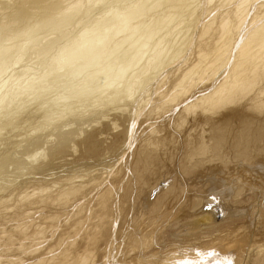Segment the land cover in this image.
<instances>
[{"label": "bare ground", "instance_id": "1", "mask_svg": "<svg viewBox=\"0 0 264 264\" xmlns=\"http://www.w3.org/2000/svg\"><path fill=\"white\" fill-rule=\"evenodd\" d=\"M89 1L91 0H65V2L63 0H18L16 1L19 2V6H17L19 7L17 8L19 10L16 9L18 13L15 14V12V15L13 16H10L11 14L8 15L10 17H13V20L10 23H7L8 20L6 22H3L4 16L6 17L7 15L3 16V20L0 21L3 22L2 24L6 23L4 26L5 30L7 31V35H11V33H13V39L17 38L19 34H22L24 30H27L29 32L32 27V30L29 33H26L27 31L25 32L28 37L25 38L28 40L30 39L31 43L29 44L32 45L30 46L28 44V47L25 43L27 47L25 48L23 44L22 48L19 47L20 50L18 49L19 53L17 55L16 51L11 50L14 47L13 45L12 47L9 45V43L7 44L11 47L10 49L9 47L3 45V42L5 40L6 42L8 41L7 39L2 42V45L0 43L1 47L4 46L13 51L14 56L16 52V56L14 59L12 57L13 55L10 54L12 57L11 61L14 60V62H11L9 60L11 63L19 64V66L23 63L22 69L20 67V69L17 68L16 70L13 68L14 66L11 67L15 70L14 74H12L13 77H11L10 79L7 78L4 80H0V82L2 81L0 84V90H2V93L0 92V110H3L4 107L7 106L11 96L15 92H19L18 94H21V92H23L24 94V92L31 91L32 89L35 90V87L37 86L38 88L40 84L43 85L45 82L47 83L48 77H52L51 74L59 71L58 69H64L61 67L69 64L76 58V56H78L77 58H79V55L93 46L96 40L97 44L99 41V43L101 42V44L99 45H104L106 43L108 44L111 39L116 37V32H118L119 35L121 33L130 34L131 31H133L132 29L134 25L136 24H128V21L131 20V22H135L138 20V22H141L142 20L139 21V17L143 16V14L141 15V13H146L145 11H143L145 9L144 7L149 5L147 4L148 0H131L133 2H131V4L129 5L124 1L123 3L128 6H125V8H123V6V9L120 8L119 10H117L118 12L111 14L106 12L102 17L99 15L100 13H98L99 17L95 15L96 18H90V15L94 14L95 12L91 14L89 13L90 6L87 4V2L89 3ZM160 1L159 3H161ZM176 1L177 3H180L182 0ZM10 2L9 0H0V9L3 8V5L7 3L9 4ZM100 2L101 1H99V3ZM154 2L153 5L155 4ZM194 2L197 3V0ZM148 3L151 2L149 1ZM171 3H173V1ZM182 3L184 4V2ZM186 3L188 2H185V5H187ZM199 3L201 4L198 5L201 6V16L199 17L197 16L198 14L195 15L194 13V15L197 16L196 24H194L195 31L192 32V28L190 29L189 27L185 28H189L192 34L189 29H187L186 31L184 30L185 32H190V36L186 37V42L184 41V51H181V54L179 52L178 55L176 52V50L178 51V49L171 48L174 50L176 49L175 51L171 52H175L177 55H172L171 53V55L174 56L172 59H169L171 57L168 58L166 56L167 59H169L167 62L164 61L165 59L163 58L165 55H161L162 59H164V65H161V68H159V66H156L159 64L160 59H157L158 64H156L157 60L154 61L156 62L154 64H152L153 60L152 62H149V65L151 63L153 67L155 65L159 68L156 72V67L153 68L155 70H151L152 68L148 69V67L145 66L149 65L145 64L144 68H147L148 70H150V72L152 71V73L154 71L155 73L154 75H152L153 77L150 76V82L147 81L148 83L144 86L142 84L144 82L142 81L143 79L141 76L145 78V81L147 80L146 77H144V75L142 74L140 76L142 80L139 81L138 79L140 78L137 79L135 77V74L134 79L138 80L139 83L142 82L141 84L143 85V88L139 93L137 92V96L134 95L135 97L132 95V92L130 90H127L128 92H131L132 97L128 92L127 93L133 99L131 100L130 97H128V99H130L129 101L126 96L125 99L126 101L128 100L129 103H126L125 101L124 103H126V105H124V107L121 106L116 111L112 108L113 110L111 112V116L108 117L107 114H104V110L101 111V113H103L104 115H100L97 112H82L78 108V110L82 113L79 112L80 114L74 115V111L72 109L73 116H71V118H68L66 112L69 113L67 110H71L70 107L64 113L65 118L64 116H60L59 114H55V117H53L50 116L51 108L48 107L49 103L47 102L48 104L46 107L50 109L49 117L46 119L45 117H42L44 118V121L40 119L42 121L37 125L35 124L36 126L34 127L35 130H43L45 133L44 137L38 140L36 144L37 148L34 149L35 151L33 152H26L23 156H17L18 154H15L14 156L12 155L13 161L18 163H26L27 161H30L34 164V162L39 158L41 160L38 163V166H30L33 167V174H30L31 176L26 177L22 182H18L17 177L20 173H22V170H28V166L26 167L24 165H18L17 172L12 176H9L10 178L12 177L13 180L7 185L3 184L4 187H0V264H264V230H261V227L260 231L258 230L254 233L251 232L248 226L243 225L245 224V222L238 214H235L231 217L230 215H228V213L227 215L229 217L226 215L225 218L223 217L224 219L221 220L222 218L218 216L219 210L217 211V207H220L222 205L221 203H217L216 208H206V206H208V203L210 204L212 201L208 200L209 196H211L212 194L214 195V193H209L212 188H215L216 185L222 184L224 183V180H227L230 175H228V173L226 172L232 171L234 172V174H236L235 168H237V164L235 163L238 160V157L241 156L243 158L242 155H245L244 157L247 158L248 153L243 152H247L249 149H254L253 147H251L253 145L257 144L256 147L258 146V149H260L259 144L261 140V134L263 135L262 138H264V0H199ZM162 4L163 3H161V6ZM190 4H188V7ZM38 5H43L45 10H41L45 14L44 16H42L41 14L43 19L39 15L40 19L42 20L40 23V19L39 21L35 20L34 22H37V24L34 26L35 23L31 21V18L34 16V10ZM98 6L99 5L97 3V7ZM172 6L174 7V5ZM172 6L169 7L173 9ZM154 7L157 6L154 5ZM164 7H168V5ZM176 7L178 10L179 7ZM5 8L8 9L7 6ZM189 8L191 9L193 8V6L190 5ZM199 8L200 7H198L197 9ZM156 9L153 10L155 11ZM162 9L167 8L162 7ZM169 9L170 8H168L167 10ZM171 9L169 11H171ZM9 10L10 9H8L7 11ZM96 10H94L93 8V11ZM148 10L151 9L147 8V11ZM173 10H176V8L174 7ZM160 11L162 13V10ZM185 11H187V8ZM1 12L2 11H0V15ZM179 12L177 15L182 13ZM2 13H5V11H3ZM157 13L153 14L162 16L161 13ZM165 13H163V15ZM150 14H148V17L151 18L149 20H152V22L154 23V19H152ZM170 14L171 13H169V15ZM185 14L186 13H184V15ZM155 15L153 16L154 18ZM175 16H173V18ZM188 16H190V13ZM164 17H166V15ZM190 17L188 20H190L191 22L194 20V18H191L193 19L191 20ZM132 18L138 19H134L135 21H132ZM173 18L170 17V19L172 20ZM147 19L148 18L146 17L145 20ZM156 19H158V17L155 18V20ZM115 20L116 22H114ZM161 20L162 19H160V21ZM162 21L161 23L159 21H155V23L157 26L163 24V28L161 26L160 28L164 29L165 22L162 23ZM112 22L114 24H111ZM174 22L176 21L174 20ZM178 22L182 23V21ZM31 23H33V25H31ZM101 24L107 28L109 25L113 26L112 33H108L109 37H104L105 40L102 39V41L99 40L101 39V36L99 37L96 34V30H98L97 27H100ZM138 24L139 23H137V25ZM143 24L144 23L142 22V25ZM166 24L168 25V22H166L165 25ZM191 24L193 23L191 22ZM139 25H141V23ZM149 25H152L151 22ZM149 25L146 24V26L144 27H147ZM173 25L174 23L172 24V26ZM177 25L181 26L180 23ZM76 26H78V29L73 30V27ZM1 27L2 26H0V29ZM102 27L103 26H101V28ZM177 27L180 30L181 27ZM139 28L140 27L137 28L136 26L137 30ZM168 29L169 28H167V30ZM174 29L177 30L176 28ZM152 30H155V28H153ZM165 30H162L161 33L163 34ZM149 31L144 32L148 33L146 35L153 37L154 33L150 35ZM0 32L2 33V30ZM100 32H102V30ZM179 32L180 31H178L177 33ZM156 33L158 35L159 31L155 32V34ZM168 33L170 32H167V36H169ZM174 33H176V31H174ZM181 33L182 32H180V34ZM28 34L30 36H28ZM180 34L177 35L181 37ZM2 35L4 37V34ZM124 36H126V38H122V40H128L131 38V36L132 39L134 38L133 35H128V38L127 35ZM183 36L182 40L178 37L181 42L183 41ZM143 37L148 38L149 40L150 38H152L144 35ZM159 37L160 39H164L165 36ZM21 38L23 37L19 38L20 41ZM94 38L97 39L95 40ZM137 39L141 40L140 37H137ZM154 39L156 40L157 38ZM166 39L170 40L168 37ZM172 39L173 37L171 38V41H174ZM16 40H18V38L13 41L15 42ZM158 40L159 39L156 40L157 43H159ZM111 41L110 44L113 45ZM113 41L115 40L113 39ZM116 41H119V38H117ZM146 41L148 40L146 39ZM121 42L119 41L117 43ZM124 42L127 44V42L129 43V40L127 42ZM135 42L137 41H132V43L136 44ZM152 42L155 43V41ZM164 42H167V40H164L163 43ZM181 42H179V44ZM10 43L12 42L10 41ZM114 43L116 44V42ZM167 43L166 46L168 47L169 45H167ZM175 43L177 44L178 42ZM139 44H141V42ZM149 44L153 45V43H148V46ZM17 45L20 46L19 42ZM111 45L110 47H112L113 49V47L115 46ZM117 45L116 47H118ZM121 45L124 44L121 43ZM132 45L133 44H130L129 48H131ZM105 46L106 45H104V47ZM136 46V48L139 50V45L137 44ZM153 46L150 45L149 47ZM158 46H160V44H158ZM161 46L166 47L162 44ZM182 46L177 47L179 48ZM110 47H108L107 45L108 49ZM124 47L122 48L123 51L129 49H124ZM167 47L163 49L164 54ZM2 48H0V50ZM96 48L97 45L95 49ZM155 48L156 46H154L152 49ZM105 49L103 50V52H107L109 54L111 48L109 49L110 51L108 49ZM118 49H116V51ZM168 49L170 51V48ZM138 50H136V52ZM3 51L1 52L3 53ZM11 51L9 52L11 53ZM116 51L114 52L116 53ZM134 51L131 53L133 54ZM152 51L155 52L154 50ZM9 52L5 53L4 56L7 54L8 57ZM142 52L146 53L145 50L141 51V53ZM149 52L148 54H150ZM161 52L162 49L160 53ZM127 53L129 54L130 52L127 50ZM155 53L152 55H155ZM160 53L158 54V57H160ZM115 55H117V53ZM142 55L145 56V54H141V56ZM137 57H135L136 59L134 60H137ZM150 57L152 56L150 55ZM158 57L156 55V58ZM6 58L4 59L6 60ZM77 58L75 60H78ZM143 58L141 59L144 61ZM146 58L148 60V57ZM111 59H113V57H111ZM141 59L139 57V60L137 61H140ZM132 60L133 59H131V62ZM134 60L133 63L135 62ZM39 61L40 63H42V66L40 67L42 70L41 73H37L35 69L34 71L37 73V75L31 74L33 64L38 63ZM5 62L7 61H4V64H6ZM89 62L90 60L88 61V63ZM1 64L4 65L3 63ZM87 66L89 67V64H87L86 67ZM135 66L140 68L142 65L141 63H138V66ZM98 67L100 66L98 65ZM105 67L103 68V70L105 69ZM127 67L126 69L130 68ZM136 67L133 66V70L135 73H137L135 71ZM2 68L4 70L6 68L7 70L6 66L5 68L1 67V69ZM96 68L97 67H95V69ZM10 69L8 68V71ZM141 69L143 68L141 67ZM101 70L102 66L100 71L96 70V72L99 71L98 74H100V76L102 75ZM122 70L124 72L123 66ZM129 70L127 71V73L131 71ZM145 70L146 69H144V72H146ZM34 71L32 73H34ZM118 71L119 73L121 72V70H119V67ZM118 71H116L114 74L118 75ZM138 71L140 70L138 69ZM130 73L132 74L133 72ZM146 73L145 76L147 74L149 75V73ZM93 74H95V72ZM93 74L90 76H93ZM131 74L128 73V75ZM117 75L113 77L116 78ZM100 76L99 78L101 79ZM105 76H107L106 73ZM105 76L104 80L107 78H105ZM125 76H127V74L124 76L122 75L123 78ZM2 77L3 74L1 78ZM113 77L111 81L114 80ZM127 77L123 80L127 79ZM94 78L95 77H93V79ZM119 78L120 77H118V79ZM21 79L24 81H20ZM89 79H91V82L96 80H92V78ZM118 79L117 82L119 80L122 81V79ZM130 79L133 80L132 77ZM100 81L103 80H99V82ZM136 82L134 81L133 83L135 84ZM110 83L113 84V82ZM89 84L90 83H88V85ZM103 85L104 84H102V86ZM129 85L132 86L133 84ZM130 86L128 87V89H131ZM42 87H45V85ZM86 88V90H89L87 86ZM95 88L97 90L98 87L95 86ZM106 89H108V87ZM34 90H32L33 92H31L35 93ZM131 90H133V88ZM118 92L116 94H113H115L116 97L121 96L122 98V95L124 93H122L121 95V93L119 92L120 95H117L119 94ZM54 93L52 92V94ZM57 94L58 92L56 93V95ZM72 94L74 95V92ZM91 94L93 95L92 92ZM91 94L90 97L88 95L87 98H91ZM113 94L110 95V97L113 96ZM14 96L16 97V95ZM14 96H12V98H14ZM48 96L51 97V95ZM108 96L106 95L104 99H106V97ZM55 98L60 100L58 97ZM61 98L64 97L61 96ZM67 98L64 99L67 100ZM87 98L83 99L87 100ZM20 99H17V103ZM112 99H109L110 101H113L110 102V105L111 103L113 104L115 102ZM122 99H124V95ZM51 101L53 100L51 99ZM60 101L61 104L64 102L62 100ZM60 101L56 100V102L59 103ZM81 101H78V104H82L79 103ZM96 101L98 100H95L94 102ZM36 102L38 101L36 100ZM33 103L36 105L35 102ZM10 104L8 106H10ZM32 104L28 107H30L33 111V109L36 108L33 107L32 109ZM44 104L42 103V105ZM61 104L59 105L61 106ZM66 104L68 105V102ZM63 105H65V103ZM14 106L17 107L16 105ZM60 106L59 108L61 109ZM13 107L10 108L12 109ZM50 107H52L51 103ZM55 107L56 106H54V108ZM63 108L65 111L64 106L62 107V109ZM83 108L85 107L83 106L80 109L84 110ZM55 109H58V107H56ZM93 110H95V108ZM62 112L63 111H61L60 114ZM32 114L31 116L33 117ZM3 115L4 114H2L1 116ZM43 115L45 116V114ZM56 119H59V121H61L62 123L60 125L57 124L59 126L56 127L54 125V128L52 129H45L46 121H54ZM26 120L29 123L30 119L26 118ZM26 120L24 122L27 123ZM21 123L24 124L23 122ZM233 123L246 124L244 125L243 136L245 138L247 135L249 141H246L245 145L241 144L245 146L244 150L246 148L245 151H243L242 149L240 150L241 152L243 151V154H240V151L238 150L239 156L236 154L232 156L233 158L232 160H230L231 157H229V155L225 152L232 153L231 149L233 150L235 144H237L238 142L237 140L241 138V136L239 138L237 136L238 139L235 141L236 134L234 135L235 139L234 137H232L233 135L231 134L235 130V126L233 125ZM20 124L17 123L16 125L20 129H18L19 132L23 128H20ZM30 124L32 125V123ZM48 124H50V122ZM231 125H233V127L232 129H229ZM4 128L9 129V125L7 127H4V125L3 127L1 126V129ZM14 128L16 129V127ZM24 128H27V126ZM13 130L10 131L9 129V132H7V134L5 133V130V132L3 130L2 131L8 136L10 132L13 134ZM16 134L18 136L20 133L18 134L17 132ZM21 136H24V134ZM0 137L4 138L3 135ZM244 138L242 139V141L244 140ZM222 146L224 148L227 147V150L222 152L219 151V148H221ZM0 147L3 146L1 145ZM224 148L222 149L224 150ZM46 149H48L49 152L46 153ZM262 151L263 150L261 149V156ZM233 152L237 153V149H235V151L233 150ZM252 153L254 152H251L250 155H252ZM181 155L183 156V162L176 163V161L174 160H176ZM226 155H228V157ZM261 156H259V158ZM170 160L172 161V163H175L171 164ZM252 160V162H254L253 158ZM258 162L260 161L258 160ZM154 166H158L159 170L161 171L160 173L163 172L162 176L164 174V180H169L172 177L171 181L175 182L176 180H178V182L180 183L177 185L175 184V186L173 183V186L168 185L167 187H162L160 192H158L159 194L156 193L157 195L155 194V196L153 197L154 191L159 188L160 184L162 183V181H157L156 183L155 180V178H157V176H160V174H156L157 176L155 178L152 177L155 181V184H152L153 182H151L152 185L147 182L148 180L146 179L145 175L149 170H153ZM252 166L251 168H253ZM254 166L256 167V164ZM259 169L260 168H258V170ZM57 172L60 173L57 174ZM157 172L159 171H156L155 173ZM239 172L237 174H239ZM150 173H152V171ZM152 175L154 174L152 173ZM258 175L259 174H255V177ZM25 176L27 175H24V177ZM263 176L264 174L258 176L259 180H262ZM243 177L246 176L244 175ZM198 179L201 181L200 186H198L199 184L197 185V183L199 182H197ZM146 184H149L150 186H147ZM191 185H195L197 187V192H203L205 190L208 192H204L205 195L202 194L201 198L193 197L192 193L190 192ZM194 189L195 188L193 187V190ZM236 190L237 189H235V191ZM230 192H232V190H230ZM217 193L219 192H216V194ZM220 193L219 195H214V198L221 199L223 197L225 200L228 198V191L227 193ZM178 194L183 195L180 198L185 197L183 198V202H181L179 206L175 203V200L179 197ZM229 195L231 196V198H233L232 196L234 194ZM212 196L210 197V199L213 198ZM177 203L179 204L180 202ZM226 203H224V206H226ZM239 204L240 202L238 201V198L235 199L234 202H231V205L235 207L233 208V210H240L241 212L242 206L241 204ZM228 209H231L230 206L228 207ZM223 212L225 211H222V213ZM262 228L264 229V227ZM207 253H214L215 255H207Z\"/></svg>", "mask_w": 264, "mask_h": 264}, {"label": "rangeland", "instance_id": "2", "mask_svg": "<svg viewBox=\"0 0 264 264\" xmlns=\"http://www.w3.org/2000/svg\"><path fill=\"white\" fill-rule=\"evenodd\" d=\"M11 1V2H10ZM14 0H9V2L11 3H7V4H5L6 6H7V8L8 9H10L9 11H7L8 9H6L5 7V5H3V8H1L0 9V11H5V13H2L1 12V15H2V17H1V15H0V20H3V16L4 15H7L6 17L4 16V20H3V22H6L7 20V23L9 22H11L12 20H13V17H10V16H13V15H15V14H17L18 12L16 11V9L17 8H19V7H17V6H19L18 5V3L19 2H16V1H18V0H16V1H14ZM64 2H65V0H63ZM66 1H68V0H66ZM94 3H93V2ZM99 1H101L100 3H99ZM99 1H97V0H91V1H89V3L87 2V4L91 7L92 5V7L94 8V10H96V7H97V3H98V7H97V10L96 11H93V8L91 9L90 7H89V13L91 14V13H94V14H91L90 16V18H96V16L95 15H97V17H99V15L102 17V16H104L105 15V13L107 12V13H116V12H118L117 10H119L120 8H122L123 6V8H125V6H128L129 4H131V2H133V1H131V0H129V2H128V0H99ZM122 1V2H121ZM125 1V3L126 4H128V5H126L125 3H123ZM151 2V3H148V2ZM153 1V0H152ZM151 0H148L147 1V4H149V5H147V6H145L144 8L146 9H144L143 11H145L146 13L144 14V13H141V15L143 14V16H141V17H139L140 19H139V21H141V22H138V18L137 19H135V20H137V21H135L133 18H132V21H135V22H131V20L130 21H128V24L130 23L131 25H133V23L134 24H136V25H134V27H133V31H131V33L130 34H123V33H121L120 35L118 34V32H116L117 34L115 35L116 37H114L113 39L115 40V41H113V39H111L110 41H111V43L114 45L115 43L114 42H116V44L114 45L115 47H113V49H112V47H110V41L108 42V44L106 43V44H104V43H102V44H104V45H106L105 47H106V49H108L107 48V45H108V47H110L109 49L111 50H109L108 52H109V54L107 53V55H106V53L105 52H103V50L105 49V47H104V45H99V44H101V42L99 43V41H98V44H97V38H99L100 36H101V39H99V40H101L102 41V39H104L105 40V38L104 37H109V34L110 33H112V31H113V26L112 25H107L108 26V28L107 27H105L104 25H102L101 24V26H103L102 28H101V26L100 27H97V29L98 30H96V34H97V36H99V37H97V38H94L96 41L94 42L96 45H97V48L95 49V47H96V45L95 44H93V46H91L89 49H85L86 51H84L83 53H84V55H83V53L82 54H80L79 56V58H77L78 56H76V58L78 59V60H73V61H71L69 64H67V65H64V66H62L61 68H64V69H58L59 71H57L56 73L54 72L53 74H51V76L52 77H48V79H47V83L45 82L43 85L42 84H40V86H41V88H40V86L37 88V86L35 87V90L34 89H32V90H34L35 91V93H32L31 91H28V92H24V94H23V92H21V94H22V97H21V94H18L19 92H15L12 96H14V95H16V97L14 96V98H12V96H11V98H10V100H9V102H8V104H7V106L6 107H4V111L3 110H0V129H1V126L3 127V125H4V127H7L8 125H9V129H10V131H12L13 129V134L11 133H9L10 134V136H9V134H8V136L6 135L7 134V132H9V129H7V128H4V129H1L0 131H1V135L0 136H4V138H2V137H0V146L2 145L3 147H0V184L2 185H0V187L2 188V187H4L3 186V184L4 185H7L8 183H10L12 180H13V178L11 177H9V176H12L13 174H15L16 172H17V168H18V165H21V166H28L27 168H28V170H25L24 171V169L22 170V173H20L19 175H18V182H22L26 177H28V176H31L30 174H33L32 173V169H33V167H30V166H32V165H35V166H38V163L40 162V160L41 159H37L35 162H34V164L32 163V162H30V161H27L26 163H24V162H22V163H18V162H15V161H13V156L16 154H18L17 156H23V155H25V153L26 152H33V151H35L34 149H36L37 147H36V144H37V142H38V140H40L41 138H43L44 137V135H45V133H44V131L43 130H41V131H37V130H35L34 129V127L38 124V123H40L44 118H42V117H45V119L46 118H48L49 117V112H50V109L49 108H51V115L50 116H53V117H55V114H59L60 116L62 115V116H64V118H65V112H66V110L67 109H69L70 107H71V110L69 111V110H67L69 113H67L66 112V115H68V118H71V116H73V111H74V115H76V114H80V113H82V112H94V113H98V114H100V115H104V114H107V116L109 117V116H111V112H112V110L114 109L115 111L118 109V108H120L121 106L122 107H124V105H126V103H129V101H130V99L132 100L133 98H131L132 96H131V92H132V95L134 96H137L138 95V93L141 91V89L143 88V85L145 86V84H147L148 82H150V76H152V75H154L155 73H154V71H153V73H152V71L150 72V70H148V69H151V70H155V69H153L154 67H156V66H159V68H161V65L163 66L164 65V61H168L169 59H172L174 56H172V55H175L176 53L175 52H171V51H175L176 49H178V51L176 50V52H177V54L180 52V54H181V51L183 52L184 50V46H185V44H184V41L186 42V40L185 39H187L186 37H189L190 36V32H191V28H192V32H194L195 31V25L194 24H196V17L197 16H201V6H198V5H201L200 3H199V0H197V3L196 2H194V1H196V0H189V1H187V0H179V1H181L180 3L178 2L177 3V1L176 0H159L161 3H163V4H165V5H163L162 4V6H161V3H159V1L158 0H154L153 2L155 3L154 5L155 6H159L158 8L157 7H154V5H153V2H152ZM157 1H158V3L160 4H158L157 3ZM164 1V2H163ZM168 3H167V2ZM173 1V3H171ZM176 1V2H175ZM192 3H191V2ZM91 2H92V4H91ZM114 2V3H113ZM120 2V3H119ZM167 4H166V3ZM182 2H184V4L182 3ZM185 2H188V3H186L187 5H185ZM191 4H190V3ZM14 3V4H13ZM96 3V4H95ZM109 3V4H108ZM156 3H157V5H156ZM171 3V4H170ZM177 3V4H176ZM195 3V4H194ZM16 4V5H15ZM86 4V5H87ZM112 4V5H111ZM119 4H120V6H119ZM122 4V5H121ZM123 4H125V5H123ZM188 4H190L191 6H193V8H189L190 7V5H189V7H188ZM193 4V5H192ZM13 5V6H12ZM101 5V6H100ZM105 5V6H104ZM151 5V6H150ZM168 5V7H164V6H167ZM172 5H174V7L176 8V10H173L174 9V7L172 6ZM181 5H184V6H181ZM9 6V7H8ZM15 6V7H14ZM153 7V8H150V7ZM169 6H172V8L173 9H171V7H169ZM176 6H178L179 8H178V10L179 11H181V12H179L178 10H177V7ZM196 6H198V7H200L199 9H197L198 7H196ZM104 7V8H103ZM107 7V8H106ZM161 7V8H160ZM162 7L163 8H170L171 9V11H169V10H167V9H162ZM184 7V8H183ZM37 8V9H36ZM35 8V10H34V16L31 18V21H39V19H40V17L42 18V16H44V12H42V10L41 9H43V11L45 10L44 9V7H43V5H38L37 7ZM103 8V9H102ZM115 10H114V9ZM122 8V9H123ZM147 8H149V9H151V10H148L147 11ZM157 8V9H156ZM183 8V9H182ZM186 8H187V11H188V13H187V11H185L186 10ZM13 9H15V10H13ZM99 9V10H98ZM111 9H112V12H111ZM121 9V10H122ZM153 9H156L155 11L153 10ZM159 9V10H158ZM182 9V10H181ZM195 9H196V11H195ZM17 10H19V9H17ZM37 10H39V11H37ZM110 10V11H109ZM120 10V11H121ZM153 10V11H152ZM160 10H162V13H161V11ZM167 10V11H166ZM194 10V11H193ZM197 10H198V12H197ZM7 11V12H6ZM13 13H12V12ZM93 11V12H92ZM105 11V12H104ZM150 11H151V14H150ZM175 11H177V12H175ZM183 11H185V12H183ZM9 12H11V13H9ZM16 12V13H15ZM37 12V13H36ZM42 12V13H41ZM104 14H103V13ZM157 13V14H160L161 13V15L163 16H160V15H155V14H153V13ZM166 12V13H165ZM171 13L173 16H175L174 18H173V16L171 15H169V13ZM178 12L179 13H181V14H179L180 15V17H179V15H177L178 14ZM15 13V14H14ZM98 13H100L99 15H98ZM163 13H165L164 15H163ZM173 13H176V14H173ZM184 13H186V14H188L189 15V13H190V16H188V15H184ZM192 13V14H191ZM194 13H195V15L196 14H198L197 16H195L194 15ZM11 14V15H10ZM41 14H42V16H41ZM103 14V15H102ZM140 14V13H139ZM148 14H150V16L152 17V19H154L153 21H154V23H155V21H159L160 23H161V21H162V23L163 22H168V25H167V27H166V25H165V23H164V29H162L163 28V24H160V26L162 27V28H160V26L158 27L157 25H156V23L154 24L153 22H152V20L150 21L149 19H151L150 17H148L149 15ZM8 15H10V16H8ZM39 15H40V17H39ZM107 15H109V14H107ZM148 18L147 20H145L146 19V17ZM155 15V18H157L158 17V19L160 18V19H162L161 21H160V19L158 20V19H156L155 20V18L153 17ZM166 15V17H164ZM184 15V16H183ZM37 16V17H36ZM160 16V17H159ZM167 16H169V17H167ZM195 16V17H194ZM7 17H8V19H7ZM170 17L171 18H173V20L172 19H170ZM177 17V18H176ZM185 17H186V19H185ZM189 17H190V19L191 18H194V20L193 19H191V20H193V21H191L193 24H191V22H190V20H188L189 19ZM12 18V19H11ZM36 18V19H35ZM131 18V17H130ZM142 18V19H141ZM143 18H144V20H143ZM167 18V19H166ZM169 18V19H168ZM33 19V20H32ZM43 19V18H42ZM42 19H40V21H39V23L41 22V20ZM165 19V20H164ZM176 19H179V20H176ZM149 20V21H148ZM166 20H168V21H166ZM171 20V21H170ZM174 20L176 21V22H174ZM187 20V21H186ZM118 21V20H117ZM148 21V22H147ZM171 23H170V22ZM178 21H182V23L181 22H178ZM3 22H1L0 21V26H2L1 27V29H0V31L2 30V33L0 32V36H1V39L0 40H2V41H0V43H1V45L3 44L4 46H7V47H9V49L11 48L10 46H14L15 47V49H14V47L11 49V50H13V51H16L17 52V55H18V53H19V51H18V49L20 50V48H22V46H23V44H24V47L25 48H27L26 47V45L28 46V44L29 43H31V40L29 39H26V38H28L27 37V34H25V32L27 31V30H24L23 32H22V34H19L18 36H17V38H18V40H16L15 42L13 41V40H15V39H17V38H14L13 39V33H11V35H7V31L5 30V24L6 23H4V24H2ZM114 22H116V20L114 21ZM142 22L144 23L143 25H142ZM145 22H147V23H145ZM150 22H151V24L153 25V27H152V25H149L150 24ZM178 22V23H177ZM188 22V23H187ZM195 22V23H194ZM35 24H34V26L37 24V22H34ZM137 23H141V25H142V27H141V25H137ZM174 23V27L172 26V24ZM181 24V26L180 25H177V24ZM2 24V25H1ZM111 24H114L113 22L111 23ZM146 24H148L149 26H147V27H144V26H146ZM157 24H158V22H157ZM187 24H188V26H187ZM31 25H33V23H31ZM79 25H81V24H79ZM78 25V26H79ZM170 25H171V27H170ZM179 26V27H181L180 28V30L178 29V27L177 26ZM194 25V26H193ZM78 26H76V27H73V30H76V29H78ZM136 26H137V28L138 27H140L138 30L136 29ZM156 26H157V29H156ZM176 26V27H175ZM4 27V28H3ZM31 27V26H30ZM143 27H144V29H143ZM150 27V28H149ZM152 27V28H151ZM173 27V28H172ZM185 27H189V28H185ZM104 28V29H103ZM149 28V29H148ZM153 28H155V30H152ZM165 28H166V30H165ZM167 28H169L168 30H167ZM173 30L174 28H176L177 30H171V29ZM194 28V29H193ZM4 29V30H3ZM30 29V28H29ZM28 29V30H29ZM106 29H107V31H106ZM109 29H110V31H109ZM144 31H149V30H151V31H149L150 32V35L151 34H153L154 33V38H157V39H159L160 41H166L167 40V42H169V43H167V42H164L163 43V41L162 42H160L159 40H158V42L159 43H157L156 42V40L152 37V36H148V35H146V34H148L147 32H144ZM146 29V30H145ZM148 29V30H147ZM161 29V30H160ZM187 29H189V31L190 32H185ZM32 30V27H31V29H30V31ZM85 30V29H84ZM102 30V32H100ZM159 31V33H158V35H157V33L155 34V32H158ZM162 30H165L164 32H165V34H164V32H163V34L161 33L162 32ZM181 30H185L184 32L183 31H181ZM29 31V32H30ZM104 31V32H103ZM109 31V32H108ZM136 31V32H135ZM141 31V32H140ZM170 32V33H168V35L169 36H167V32ZM174 31H176V33H174ZM178 31H180V32H182L181 34H180V32L179 33H177ZM28 31L26 32V33H29ZM76 32V31H75ZM98 32H100V33H98ZM107 32V33H106ZM132 32H134V33H132ZM140 32V33H139ZM192 32H191V34H192ZM82 33V32H81ZM109 33V34H108ZM186 33V34H185ZM2 34H4V37H3V35ZM5 34H6V36H5ZM25 34V35H24ZM99 34V35H98ZM139 34V35H138ZM172 34V35H171ZM180 34V36L181 37H179L178 35ZM21 35V36H20ZM23 35V36H22ZM105 35V36H104ZM107 35V36H106ZM119 35V36H118ZM124 35H127V38H128V35H133V37L135 38V39H137V37H140V39L141 40H135L134 38L132 39V36H131V40L130 39H128L129 40V43L127 42L128 40L126 39V40H122V38L123 39H125L126 38V36H124ZM136 37H135V36ZM138 35V36H137ZM143 35L144 36H147V37H152V38H150V40L148 39V38H145V37H143ZM184 35V36H183ZM188 35V36H187ZM11 36V37H10ZM28 36H30L29 34H28ZM120 36H121V40H120ZM129 36V37H130ZM142 36V37H141ZM159 36H161V37H163V36H165L164 37V39L163 38H161L160 39V37ZM175 36V37H174ZM181 38V40H182V36H183V43L181 42V40L178 38ZM6 37H8V38H6ZM20 37H23V38H21V41H20ZM26 37V38H25ZM103 37V38H102ZM169 38L170 40H168V39H166V38ZM173 37V39L172 40H174V41H171V38ZM11 38V39H10ZM106 38V39H107ZM117 38H119V41L122 43V44H124V45H121V43H117V42H119V41H116L117 40ZM145 40H144V39ZM179 40H177V39ZM5 39H7L8 41L6 42V40ZM26 39V40H25ZM142 39H143V42H145L146 41V39L148 40V41H146L145 43H143L142 42ZM177 41H176V40ZM5 40V41H4ZM4 41V42H3ZM10 41L12 42V43H10ZM19 42V44H20V46L19 45H17L18 44V42ZM22 41H23V43H22ZM26 41V42H25ZM124 41H126L127 42V44L124 42ZM132 41L134 42V41H139L138 43L137 42H135L136 44H134V43H132ZM152 41H155V43L154 42H152ZM3 42V43H2ZM17 42V43H16ZM124 42V43H123ZM141 42V44H139ZM153 43V45L154 46H156V48L155 49H152L154 46L152 45V44H149V46L151 45V46H153V47H149L148 46V43ZM172 42V43H171ZM175 42H178L177 44L175 43ZM179 42H181L180 44H179ZM9 43V45L10 46H8L7 44ZM21 43H22V45H21ZM25 43H26V45H25ZM146 43H147V45H146ZM166 43H167V45H169L168 47L166 46ZM16 46H15V45ZM118 44V45H117ZM130 44H133L132 46H134V47H132L131 46V48H129L130 47ZM139 45L138 46V48H140V49H142V47H143V49L142 50H138L136 47V45ZM143 44V45H142ZM146 46H148V47H146ZM155 44H157V45H155ZM158 44H160V46H158ZM161 44L162 45H165L166 47H167V49H165V54L163 53V49L164 48H166V47H163V46H161ZM170 44H171V47H170ZM173 44V45H172ZM176 44V45H175ZM179 44V45H178ZM182 44H183V46H182ZM1 45H0V48H2V47H4V46H2L1 47ZM30 45V44H29ZM32 45V44H31ZM30 45V46H31ZM113 45H111V46H113ZM116 45L118 46V47H116ZM127 45V46H126ZM95 46V47H94ZM121 46H125L124 47V49L125 48H129V49H131V50H129V49H126V50H124L123 51V47H121ZM176 46V47H175ZM177 46H182V47H177ZM20 47V48H19ZM29 47V46H28ZM104 47V48H103ZM147 49H146V48ZM158 47H159V49H158ZM6 50H5V49ZM4 48H2L1 50H0V64L1 63H3L4 64V61H7V62H5L6 64H4V65H0V80H4V79H7V78H11V77H13V75L12 74H14V72H15V70L14 69H16L17 70V68H19L20 69V67H21V69H22V64L19 66V64H13V63H11V62H14V60H12L11 61V59H12V57H13V59L15 58V56H16V52H15V56H14V52L13 51H11V50H9L8 48H6V47H4ZM17 48V49H16ZM115 48V49H114ZM119 48V49H118ZM122 50H121V49ZM135 49V51H134V49ZM145 48V49H144ZM151 49V51L152 50H154L155 52L156 51H158V50H160L161 51V49H162V52L161 53H163V54H161L160 53V51H158L159 53H160V57H158V52H156V53H158V54H156L155 52H151L150 51V49ZM168 48H170V51H169V49ZM171 48H176L175 50L174 49H171ZM181 48V49H180ZM11 51V53L8 51ZM90 49H91V51H90ZM95 49V50H94ZM105 49V50H106ZM116 49H118L117 51H116ZM158 49V50H157ZM97 50V51H96ZM116 51V53H117V55H115L116 53L114 52V51ZM127 50L130 52L129 54L127 53ZM136 50H138L137 52H136ZM146 51V53L145 52H142L141 53V51ZM148 50V51H147ZM1 51H3V53L1 52ZM5 51H7V52H5ZM93 51V52H92ZM113 51V52H112ZM120 51V52H119ZM134 51V53L135 54H137V55H135L134 53L132 54L131 52H133ZM150 51V52H149ZM166 51H168V52H166ZM8 53L9 52V54H8V57H7V54L4 56V54L5 53ZM119 52V53H118ZM148 52L150 53V54H148ZM145 54V56H141V54ZM155 53V55H152V54H154ZM167 53H168V55H167ZM171 53H172V55H171ZM3 54V55H2ZM13 55L12 57H11V55ZM131 54V55H130ZM169 54H170V56H169ZM176 54V55H177ZM104 55V56H103ZM150 55L152 56V57H150ZM156 55H157V57L158 58H156ZM161 55L162 56H164L163 58L165 59H162V57H161ZM179 55V54H178ZM4 56V57H3ZM11 58H10V57ZM107 56V57H106ZM117 56V57H116ZM132 56V57H137L138 59L137 60H139V57H140V59L141 58H143L144 59V61L142 60H140V61H137V60H134V59H136L135 57L134 58H130V57ZM155 56V57H154ZM169 58V57H171V58H169V59H167V57ZM2 57H3V59H2ZM7 57V58H6ZM100 57V58H99ZM111 57H113V59H111ZM115 57V58H114ZM146 57H148V60H150V61H148L147 60V58ZM150 57V58H149ZM4 58H6V60L4 59ZM10 58V59H9ZM98 58V59H97ZM104 58H105V60H104ZM130 58V59H129ZM92 59V60H91ZM95 59V60H94ZM108 59V60H107ZM130 61H129V60ZM131 59H133L135 62L133 63V60H132V62H131ZM145 59H146V62H145ZM159 60V64H158V60ZM162 59V60H161ZM167 59V60H166ZM11 62H10V61ZM90 60V62L88 63V61ZM107 60V61H106ZM110 60V61H109ZM152 60H153V63L152 64H154V63H156V62H154L155 60H157V63L156 64H158V65H154V67L152 66V64L150 63V65H149V62H152ZM164 60V61H163ZM3 61V62H2ZM79 61V62H78ZM104 61H105V63H104ZM115 63H114V62ZM123 61V62H122ZM128 61H129V63H128ZM148 61V62H147ZM162 61V62H161ZM8 62H10V63H8ZM75 62V63H74ZM108 62H109V64H108ZM110 62H111V64H110ZM124 62H125V64H124ZM165 62V63H166ZM8 63V64H7ZM72 63V64H71ZM102 63V64H101ZM136 63V64H135ZM138 63H141V67L143 68V69H141V67L140 68H138V67H136L135 65H137L138 66ZM144 63V64H143ZM163 63V64H162ZM41 64V65H40ZM87 64H89V67L87 66L86 67V65ZM101 64V65H100ZM124 64V65H123ZM127 64V65H126ZM131 64V65H130ZM133 64V65H132ZM145 64H148L149 66H150V68H149V66H145ZM11 65V66H10ZM17 65V66H16ZM35 65V66H34ZM92 65V66H91ZM98 65L100 66V67H98ZM120 65H122L123 66V69H124V72H125V70H126V72L124 73L123 72V70H122V66H120ZM5 66L7 67V70H6V68H5ZM14 66V67H13ZM16 66V67H15ZM19 66V67H18ZM42 66V63H40V61L38 62V63H35V64H33V66H32V70H31V74H33V75H37V73H41V67ZM68 66V67H67ZM101 66H102V75L100 76V74H98L99 73V71H100V69H101ZM106 66V67H105ZM114 66V67H113ZM127 66H129V67H127ZM132 66V67H131ZM133 66L134 67H136L135 68V71L138 73V75H137V73H135L134 72V68H133ZM144 66L145 67H148V69L147 68H144ZM152 66V67H151ZM1 67H4L5 68V70L2 68L1 69ZM11 67H13V68H11ZM37 67V68H36ZM67 67V68H66ZM80 67H82V68H80ZM95 67H97L96 69H95ZM105 67V69L103 70V68ZM118 67H119V70H121V72L119 73V71H118ZM121 67V68H120ZM126 67L127 68H129V69H126ZM8 68L10 69H13V70H11V72H10V70L8 71ZM86 68V69H85ZM99 68V69H98ZM108 68V69H107ZM157 69L155 70V72L159 69L158 67H156ZM18 69V70H19ZM36 69V70H35ZM40 69V70H39ZM80 69V70H79ZM83 69H84V72H83ZM94 69H95V71H94ZM138 69L140 70V71H138ZM144 69H146L145 71L147 72V73H149V75L146 73V72H144ZM37 72H35V71ZM38 70V71H37ZM74 70V71H73ZM91 70H92V72H91ZM96 70H99L98 72H96ZM130 71V72H133L132 74L130 73V72H128L129 74H131V75H128V73H127V71ZM133 70V71H132ZM4 71V72H3ZM13 71V72H12ZM34 71V73H32ZM40 71V72H39ZM86 71V72H85ZM116 71H118L117 73H118V75H120V74H122V72H123V76L124 75H126L127 74V76H125L124 78H126L127 77V79H125V80H123L124 78L122 77V75H120V76H118L117 74H114ZM3 72V73H2ZM9 72V73H8ZM66 72V73H65ZM81 72V73H80ZM88 72V73H87ZM89 72H91V73H89ZM95 72V74H93ZM110 74H109V73ZM141 72V73H140ZM36 73V74H35ZM85 73H87V74H85ZM105 73H106V75L107 76H105ZM140 73V74H139ZM145 73L148 75V77H147V75L145 76ZM150 73H151V75H150ZM2 74H3V79L1 78V76H2ZM8 74V75H7ZM55 74V75H54ZM89 74V75H88ZM93 74V76H90V75H92ZM136 74V78L138 79V78H140V79H138L139 81H141L142 79V81L144 82V83H139L138 82V80H135L134 78V75ZM144 75V77H146V81L144 80L145 78H143V76H141V75ZM6 75V76H5ZM11 75V76H10ZM54 75V76H53ZM78 75H80V76H78ZM87 75V76H86ZM95 75V76H94ZM105 76V78L107 77V78H109V79H105L104 80V76ZM110 75V76H109ZM115 75H117L116 76V78L118 79V77H120L119 79H122V81L121 80H119L118 82H117V79L115 78V77H113V76H115ZM133 75V76H132ZM99 76L101 77V79L99 78ZM142 77V79H141V77ZM54 77V78H53ZM84 77H86V78H84ZM93 77H95L94 79H93ZM111 77V78H110ZM112 77H113V79L114 80H112L111 81V79H112ZM133 78V80L132 79H130V78ZM153 77V76H152ZM51 78V79H50ZM53 78V79H52ZM88 78V79H87ZM89 78H92V80H95V81H90L91 79H89ZM103 78V79H102ZM149 78V79H148ZM23 79V78H22ZM20 80V81H24V80ZM78 79V80H77ZM103 80V81H100L99 82V80ZM89 82H88V81ZM109 80H110V82H113V84L112 83H110L109 82ZM115 80H116V82H115ZM132 80V81H131ZM69 81V82H68ZM121 81V82H120ZM129 81H131V82H129ZM136 82L135 84L133 83V82ZM148 81V82H147ZM2 82V81H1ZM1 82H0V84H1ZM86 82H87V84H86ZM105 82H108V83H105ZM127 82V83H126ZM72 83V84H71ZM88 83H90L89 85H88ZM47 84V85H46ZM102 84H104L103 86H102ZM107 84V85H106ZM128 86H127V85ZM129 84H133L132 86H130ZM137 84V85H136ZM138 84H141V85H138ZM45 85V87H42V86H44ZM54 85V86H53ZM79 85V86H78ZM102 87H101V86ZM106 85V86H105ZM17 86V85H16ZM76 86V87H75ZM86 86L88 87V89L89 90H86L87 88H86ZM95 86H97L98 88H97V90H96V88H95ZM111 86H112V88H111ZM118 86V87H117ZM130 86V88L132 89L133 88V90H131V89H128V87ZM135 87V90H134V87ZM137 86H140V87H137ZM50 87H51V89H50ZM108 87V89H106ZM66 88H67V90H66ZM75 88V89H74ZM86 88V89H85ZM94 88V89H93ZM101 90H100V89ZM110 88V89H109ZM114 88H115V90H114ZM119 88H120V90H119ZM127 88V89H126ZM137 88H138V90H137ZM49 89V90H48ZM90 89H92V90H90ZM104 89H106V90H104ZM140 89V90H139ZM40 90V91H39ZM54 90V91H53ZM56 90H57V92H58V94L56 95ZM100 90V91H99ZM117 90V91H116ZM123 92H122V91ZM127 90H130L129 92L127 91ZM137 90V91H136ZM86 91V92H85ZM88 91V92H87ZM104 91V92H103ZM114 91V92H113ZM120 92L121 93V95H122V93H124L123 95H124V99H122L123 98V95H122V98H121V96H117L116 97V93L117 92ZM0 92L2 93V90H0ZM31 92V93H30ZM52 92L54 93V94H52ZM74 92V95L72 94ZM89 92H90V94H91V92L93 93V95L91 94V98H89L90 97V94H89ZM118 92V93H119ZM129 93V95L131 96H129L128 95V93ZM138 92V93H137ZM0 93V94H1ZM45 93H46V95H45ZM49 93V94H48ZM51 93V94H50ZM69 93H71V94H69ZM113 93H115V94H113ZM120 93L119 94H117V95H120ZM136 93V94H135ZM28 94V95H27ZM45 95V96H43V95ZM51 95V97L50 96H48V95ZM63 94V95H62ZM68 94V95H67ZM87 94V95H86ZM100 94V95H99ZM113 94V96H111L110 97V95H112ZM127 94V95H126ZM18 95V96H17ZM26 96V98H25V96ZM41 95V96H40ZM56 95V96H55ZM69 95H71V96H69ZM83 95H85V96H83ZM89 95V97L87 98V96ZM108 96L109 97V99L111 100L112 98V100H114L115 102V104L113 105L112 103H111V105H110V102H113V101H110L109 99H108V97H106V99H104L105 98V96ZM20 96V97H19ZM24 96V97H23ZM55 96V97H58L60 100H62V101H64L67 97L69 98H67V100H65L62 104H61V101L60 100H58L57 98H53V97ZM60 96V97H59ZM61 96H63L64 98H61ZM67 96V97H66ZM93 96V97H92ZM97 96V97H96ZM104 96V97H103ZM127 96V97H126ZM134 96V97H135ZM19 97V98H18ZM35 97H36V99H35ZM48 97H50L53 101H51V99L50 98H48ZM87 98V100L86 99H83V98ZM98 97H99V99H98ZM100 97H101V102H100ZM125 97L128 99V97H130V99H128L127 101H126V99H125ZM15 98H16V100H15ZM21 98V99H20ZM34 98V99H33ZM72 100H71V99ZM80 98H82V99H80ZM93 98V99H92ZM96 98V99H95ZM102 98H103V100H102ZM17 99H20V100H18V103H17ZM22 99H24V100H22ZM27 99V100H26ZM33 99V100H32ZM48 99H50V100H48ZM90 99H92V100H90ZM119 101H118V100ZM122 99V100H121ZM16 101V102H14V101ZM21 100H22V102H21ZM36 100L38 101V102H36ZM40 100V101H39ZM47 100V101H46ZM56 100L57 101H60V103L59 102H56ZM70 100V101H69ZM81 100H84V101H81ZM95 101V100H98V101H96V102H90V101ZM106 101V104H105V101ZM117 100V101H116ZM13 101V102H12ZM25 101V102H24ZM78 101H81V102H79V103H82L83 104V102H84V104L82 105V104H78ZM103 101H104V103H103ZM109 101V102H108ZM126 101V103H124ZM21 102V103H20ZM33 102H35L36 103V105L33 103ZM49 104H48V103ZM68 102V105L66 104ZM11 103V104H10ZM33 103V104H32ZM38 103V104H37ZM42 103L44 104V105H42ZM50 103H51V106L52 107H50ZM57 103H59V104H61V106L59 105V104H57ZM65 103V105H63ZM97 103V104H96ZM99 103V104H98ZM116 103H118V104H116ZM119 103H120V105H119ZM10 104V106H8ZM13 104V105H12ZM19 104H21V105H19ZM23 104V105H22ZM32 104V109H33V107L34 108H36V109H33V111L31 110V108L30 107H28V106H30ZM41 104V105H40ZM47 104H48V107L49 108H47L46 106H47ZM77 104V105H76ZM87 104V105H86ZM91 104V105H90ZM122 104V105H121ZM14 105H16L17 107H15ZM58 105V106H57ZM72 105V106H71ZM75 105V106H74ZM81 105V106H80ZM86 105V106H85ZM99 105V106H98ZM104 107H103V106ZM116 105V106H115ZM14 106V107H13ZM21 106V107H20ZM23 106H25V107H23ZM40 106V107H39ZM42 106V107H41ZM43 106H44V109H43ZM54 106H56V107H58V109H55L54 108ZM59 106L61 107V109H62V107L64 106L65 107V111H64V108L61 110L60 108H59ZM77 106V107H76ZM85 107V108H83L84 110H82V109H80L81 107ZM119 106V107H118ZM9 109H8V108ZM10 107H13L12 109L10 108ZM47 108V110H46V108ZM96 107H99V108H96ZM105 107H107V108H105ZM18 108V109H17ZM28 110H27V109ZM42 108V109H41ZM54 108V109H53ZM74 108H75V110H74ZM77 108V109H76ZM78 108H79V110H81V111H79L78 110ZM95 108V110H93ZM101 108H102V110H101ZM113 108V109H112ZM6 109H7V111H6ZM11 109V110H10ZM19 109H21V110H23V111H21V110H19ZM38 109H41V110H38ZM49 109V110H48ZM72 109H73V111H72ZM107 109V110H106ZM16 110V111H15ZM86 110H88V111H86ZM91 110V111H90ZM104 110V111H103ZM12 113H11V112ZM30 111V112H29ZM47 111H48V114H47ZM55 112V113H53V112ZM61 111H63L61 114H60V112ZM76 111V112H75ZM77 111H78V113H77ZM101 111H103V113H101ZM2 112H4V113H2ZM6 112V113H5ZM21 112H22V115H21ZM24 112V113H23ZM29 112V113H28ZM40 112H41V114H40ZM42 112H43V114H45V116L42 114ZM72 112V113H71ZM80 112V113H79ZM100 112V113H99ZM33 113V114H32ZM53 113V114H52ZM71 113V114H70ZM2 114H4L3 116H1ZM6 114V115H5ZM8 114V115H7ZM23 114H25V115H23ZM31 114L33 115V117L31 116ZM109 114V115H108ZM16 115V116H15ZM31 117H30V116ZM38 115V116H37ZM41 115H43V116H41ZM48 115V116H47ZM27 116V117H26ZM29 116V117H28ZM40 116V117H39ZM39 117V118H38ZM67 117V116H66ZM20 118H21V120H20ZM26 118H29L30 120H29V123H28V121L26 120ZM33 118H34V120H33ZM27 121V123L26 122H24L25 120ZM37 119H38V122H37ZM40 119H42V120H40ZM36 120V121H35ZM40 120V121H39ZM57 120V121H56ZM56 120H54V121H46V125H45V129H52V128H54V125H55V127L56 126H59L62 122L61 121H59V119H56ZM31 121V122H30ZM44 121V120H43ZM56 121V122H55ZM63 121V120H62ZM21 122H23L24 124H22ZM50 122V124H48ZM238 122H240V121H238ZM17 123H21L20 124V128H22L23 129V131H22V129H21V131L19 132V128L16 126L17 125ZM30 123H32V125L30 124ZM8 124V125H7ZM14 124V125H13ZM27 124V125H26ZM36 124V125H35ZM57 124H59V125H57ZM10 125H11V127H10ZM22 125H24V126H22ZM27 126V128H24V127H26ZM33 127H31V126ZM48 125V126H47ZM233 125L235 126V130H237V131H233L232 132V134L231 135H233L232 137H234V135H235V137H236V139H235V137H234V139H235V141L241 136V138H239L237 141L239 142V141H241V142H237V144H235V146H234V148L235 149H237V153L236 152H233V150L235 151V149L233 148V150L231 149V152L232 153H228V152H225V153H227L228 155H229V157H231L230 158V160H232V156H234V155H238L239 156V151L242 149L243 151H245L246 150V148H245V150H244V147L245 146H243V145H245L246 144V141H249V138L247 137V135H246V140H245V138H244V132H243V129H244V125H246V124H243V123H233ZM233 125H231L230 126V128L229 129H232V127H233ZM29 126V127H28ZM238 126V127H237ZM240 126V127H239ZM14 127H16V129H17V131H16V129L14 128ZM29 128V129H28ZM19 129V130H18ZM29 131H28V130ZM6 133H4L3 131ZM33 130V131H32ZM31 131V132H30ZM35 131V132H34ZM18 132V136H17V133ZM25 132H27V133H25ZM38 132H41V133H38ZM236 132V133H235ZM241 133V135H240V133ZM264 132V131H263ZM29 133V134H28ZM33 133V134H32ZM38 133V134H37ZM238 133V134H237ZM24 134V136H21V135H23ZM26 134V135H25ZM28 134V135H27ZM31 134V135H30ZM36 134V135H35ZM264 134V133H263ZM6 135V136H5ZM27 138H26V137ZM32 136V137H31ZM237 136H238V138H237ZM243 136V137H242ZM262 134H261V140H260V144H259V148L260 149H258V146L256 147V145H253V146H251V147H253L254 149H249L247 152H243V153H248V157L246 158V157H244L245 155H242L243 156V158H244V160H243V158L241 157V156H239L238 157V160L236 161V163L235 164H237V168H235V172H236V174L239 172V174H234V172H232V171H230V172H226V173H228V175H230L229 177H228V175H227V180H224V183H222V184H219V185H216L215 186V188H212V190L209 192L210 194L211 193H214V195L216 196L217 194L219 195V193L221 192V193H227V191L229 192L228 193V198L225 200L223 197L220 199H218V198H214L215 196L213 195H211L213 198H211L210 199V197L211 196H209V198H208V200H212L211 201V203L209 204L208 203V206H206V208H216V205H217V203H221L222 205L220 206V207H217V211L219 210V213H218V216L220 217V218H222L221 220H223L224 218H225V216L228 214V215H230L231 217L232 216H234L235 214H238V215H240L241 217H242V219H243V221L245 222V224H243V225H246V226H248L249 227V230H251V232H257L258 230L260 231V227H261V230H264L262 227H264V176L262 177V180H259V177L258 176H260V175H263L264 173V171H262V170H264V158H263V155H264V138H262ZM13 137H14V139H13ZM23 137V138H22ZM21 138V139H20ZM35 138H36V140H35ZM244 138V142L242 141V139ZM5 139V140H4ZM17 139V140H16ZM11 141V142H10ZM6 142V143H5ZM17 142V143H16ZM236 143V142H235ZM26 144V145H25ZM241 144H243V145H241ZM262 144V145H261ZM238 145H239V147H238ZM241 145V146H240ZM6 146V147H5ZM22 146V147H21ZM236 146H237V148H236ZM255 146V147H254ZM262 148H261V147ZM8 147V148H7ZM4 148H7V149H4ZM20 148V149H19ZM222 148H224L223 146L221 147V148H219V151H226L227 149V147L226 148H224V150L222 149ZM239 148V149H238ZM19 149V150H18ZM24 149V150H23ZM221 149V150H220ZM229 149V148H228ZM261 149L263 150L262 151V156H261ZM239 150V151H238ZM258 152H257V151ZM260 150V151H259ZM4 151V152H3ZM8 151V152H7ZM214 151H216V150H214ZM6 152V153H5ZM47 152H49L48 151V149H46V153ZM241 151H240V154L242 153ZM251 152H254V153H252V155H250V153ZM242 153V154H243ZM13 155V156H12ZM228 155H226L227 157H228ZM12 156V157H11ZM259 156H261L260 158H259ZM182 157V158H181ZM250 157H251V160H250ZM257 157H258V159H257ZM252 158L254 159V162H252L253 160H252ZM255 158H256V160H255ZM262 158V159H261ZM179 159H180V161H179ZM240 159V160H239ZM241 159H242V161H241ZM247 159H248V162H247ZM3 160V161H2ZM8 160V161H7ZM178 160V161H177ZM182 160V161H181ZM258 160L260 161V162H258ZM174 161H176V163H179V162H183V156L181 155L180 157H178L176 160H174ZM251 163H250V162ZM258 163H257V162ZM168 162H169V160H168ZM170 162H171V164H174V163H172V161L170 160ZM243 162H244V164H243ZM247 162V163H246ZM13 163V164H12ZM254 164H256V167L253 165ZM260 164H262V165H260ZM10 165H11V167H10ZM13 165V166H12ZM251 166L253 167V168H251ZM260 168L259 170H258V168ZM6 168V169H5ZM26 168V169H27ZM153 168V167H152ZM157 168V169H156ZM248 168H250V169H248ZM255 168V169H254ZM55 169V168H54ZM240 169V170H239ZM258 170V172H260V173H258L257 172V170ZM253 170H256V171H253ZM24 171V172H23ZM152 171V173L154 174V175H152V173H150ZM156 171H159V172H157V173H155ZM243 171V172H242ZM29 174H28V173ZM161 171L159 170V168H158V166L156 167V166H154V169L152 170H149L147 173H146V179L148 180L147 182L150 184V185H152V184H155V181L153 180L158 174H160V176H157V178H155V180H156V183H157V181H159V182H161L162 181V183L160 184V187L159 188H157L155 191H154V193H153V197L155 196V194L157 193V194H159L158 192H160V190H161V188L162 187H167L168 185L169 186H173V183H174V186H175V184L177 185V184H179L180 182H178V180H176L175 182L174 181H171L172 179V177L167 181V180H164L163 178H165V176H164V174H163V176H162V173H160ZM255 172V173H254ZM60 172H57V174H59ZM232 173H233V175H232ZM241 173V174H240ZM262 173V174H261ZM21 174H23V175H21ZM57 174H53V175H57ZM157 174V175H156ZM247 174V175H246ZM255 174H259L258 176H256L255 177ZM6 175V176H5ZM21 175V176H20ZM24 175H27V176H25L24 177ZM246 176V177H243V176ZM17 176V175H16ZM8 179H7V178ZM20 177V178H19ZM147 177H149V178H147ZM152 177H154V178H152ZM159 177H160V179H159ZM3 178V179H2ZM10 178V179H9ZM247 180H246V179ZM158 179V180H157ZM162 179V180H161ZM231 179H232V181H231ZM244 179V180H243ZM3 180V181H2ZM153 180V181H152ZM164 180V181H163ZM199 181V182H198ZM234 181V182H233ZM151 182H153L152 184H151ZM165 182V183H164ZM197 185L198 186H200V184H201V181L198 179L197 180ZM255 182H256V184H255ZM170 183V184H169ZM172 183V184H171ZM241 183V184H240ZM149 184H146L147 186L149 185ZM149 185V186H150ZM221 185V186H220ZM231 185V186H230ZM238 185V186H237ZM248 187H247V186ZM252 185V186H251ZM154 186V185H153ZM230 186V187H229ZM251 186V187H250ZM181 187V186H180ZM193 187L195 188L194 190H193ZM232 187H233V189H232ZM236 187H238V188H236ZM182 188V187H181ZM196 186L194 185V186H192L191 185V187H190V192L192 193V195H193V197H196V198H201L202 196V194L203 195H205V193L206 192H208V191H199V192H197L196 191ZM222 188V189H221ZM188 189V188H187ZM214 189V190H213ZM218 189V190H217ZM235 189H237L236 191H235ZM220 190V191H219ZM230 190H232V192H230ZM233 190H234V193H233ZM248 190V191H247ZM262 190V191H261ZM195 191V192H194ZM205 192V193H204ZM216 192H219V193H217L216 194ZM196 193V194H195ZM220 193V194H221ZM238 193V194H237ZM244 193H246V194H244ZM156 194V195H157ZM194 194H195V196H194ZM229 194H234L232 197L233 198H235V199H237L238 198V201L240 202V204H241V206H242V208H241V212H240V210H237V211H235V209L233 210V208H235V207H233V205H231V202H234L235 201V199H233V198H231V196L229 195ZM178 195H179V197H178ZM177 195V197H178V199H176L175 200V203H176V205H180L181 204V202H183V198H185V197H183V198H180V197H182L183 195L182 194H178ZM197 195V196H196ZM235 196V197H234ZM239 196V197H238ZM180 198V199H179ZM181 199H182V201H181ZM216 199V200H215ZM178 200V201H177ZM234 200V201H233ZM260 200V201H259ZM209 201V202H210ZM219 201V202H218ZM227 203H226V202ZM177 202H180L179 204L177 203ZM224 203H226V206H224L225 204ZM229 203V204H228ZM239 204V205H240ZM210 205V206H209ZM230 206V208L232 209H228V207ZM245 206V207H244ZM250 206V207H249ZM194 207V206H193ZM255 207V208H254ZM263 207V208H262ZM222 208H223V210H222ZM224 208H227V209H224ZM248 208V209H247ZM254 208V209H253ZM216 211V210H215ZM222 211H225V212H223L222 213ZM239 211V212H238ZM238 212V213H237ZM255 214H254V213ZM233 213V214H232ZM260 213H261V215H260ZM223 214H225V215H223ZM250 216H249V215ZM222 215V216H221ZM227 215V216H228ZM260 215V216H259ZM224 217V218H223ZM229 217V216H228ZM244 217V218H243ZM246 218V219H245ZM248 218V219H247ZM220 220V219H219ZM251 221H253V222H251ZM247 223H248V225H247ZM249 224H250V226H249ZM257 224V225H256ZM263 224V225H262ZM261 225V226H260ZM259 229H258V228ZM251 228V229H250ZM250 232V231H249Z\"/></svg>", "mask_w": 264, "mask_h": 264}, {"label": "snow or ice", "instance_id": "3", "mask_svg": "<svg viewBox=\"0 0 264 264\" xmlns=\"http://www.w3.org/2000/svg\"><path fill=\"white\" fill-rule=\"evenodd\" d=\"M207 255H215L214 253H207Z\"/></svg>", "mask_w": 264, "mask_h": 264}]
</instances>
